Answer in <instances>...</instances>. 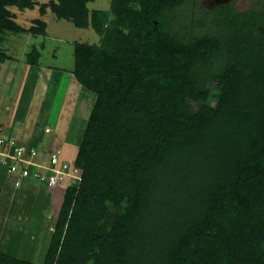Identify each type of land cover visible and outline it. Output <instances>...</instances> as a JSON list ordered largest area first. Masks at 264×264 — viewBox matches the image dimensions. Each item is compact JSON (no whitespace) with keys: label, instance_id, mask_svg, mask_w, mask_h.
Listing matches in <instances>:
<instances>
[{"label":"trees","instance_id":"16d2710c","mask_svg":"<svg viewBox=\"0 0 264 264\" xmlns=\"http://www.w3.org/2000/svg\"><path fill=\"white\" fill-rule=\"evenodd\" d=\"M201 2L155 0L143 29L110 37L138 57L136 84L97 93L44 262L0 264H264V0ZM35 5L0 0V58L9 33L46 34L10 9ZM39 7L92 22L77 3Z\"/></svg>","mask_w":264,"mask_h":264},{"label":"rangeland","instance_id":"374dc122","mask_svg":"<svg viewBox=\"0 0 264 264\" xmlns=\"http://www.w3.org/2000/svg\"><path fill=\"white\" fill-rule=\"evenodd\" d=\"M35 1L37 5L33 8L11 6L15 20L25 28H30L35 19L43 18L47 23L46 33L61 34L64 41L58 42L53 38L52 42H49V38L45 41L42 36L32 33L8 34L3 43L6 57L0 58V118L3 115L6 116L7 112L14 113L15 108L20 107L22 103L25 108L29 106L33 100L28 99L35 98L36 103L40 96L46 101V98H50V94H55L57 87L54 86H56V81L60 82L63 70L61 72L62 68L56 64L53 55L56 54L55 48L49 51L47 44L53 43L62 50H67L69 46L62 42H67L71 35V43L75 47V62L78 59L79 63L75 64L71 75L79 82L81 89H78L81 92L74 90V94L71 95L72 97L68 96V100L57 96V102L52 109V117L46 124L48 127H53V130L51 131L50 128V132L46 133L44 139L49 142V139H54L57 134L55 132L70 131L62 139L66 143L71 140L72 145L77 146L92 112L97 93L118 86L128 87L136 84L138 57L125 55L121 45L115 47L112 45L110 37H115L120 44L128 35L130 36V31L133 29H143L154 12L155 0H73V3L71 0H54L68 5L77 3L88 8L92 21L89 29L87 28L88 31L77 28L70 20L58 18L50 9L42 15L39 3L52 0ZM227 1H233L239 10L246 11L251 8L255 0H202L201 4L204 7L213 8ZM60 23L62 24L58 25ZM114 26L122 28L123 33L115 35ZM44 53L49 56L45 57ZM42 67L44 69H41ZM53 68L56 69L54 73L49 71ZM47 88L50 89L48 94L46 93ZM26 90L31 93L27 100L22 97ZM219 95L220 91L212 93L210 102L216 103ZM79 101L81 105L77 107ZM5 119L8 121V118ZM33 138H36V135ZM63 155L68 159L65 153ZM6 180L9 181V188L19 190L15 189L12 178L9 177ZM63 191L64 185H59L54 190L52 188L48 190V193L54 194L55 196L52 195V197L58 198L61 203ZM18 200L10 201L13 206L6 207L5 211L3 206L6 205L0 206V250L5 252L9 250L8 254H14L13 256L24 260L43 263L53 228L61 211L60 204L57 201L54 202V211L50 212L45 205L47 204L45 199L42 201L44 206L41 207L40 212H23L24 210L19 212V205L22 201ZM15 206L16 209L13 208ZM56 264L92 263L82 258L61 254Z\"/></svg>","mask_w":264,"mask_h":264},{"label":"crops","instance_id":"0c3cea01","mask_svg":"<svg viewBox=\"0 0 264 264\" xmlns=\"http://www.w3.org/2000/svg\"><path fill=\"white\" fill-rule=\"evenodd\" d=\"M62 23L58 24L61 25ZM57 26V25H56ZM90 27V26H89ZM88 27V29H89ZM78 28V27H77ZM83 30L88 31L87 28H82ZM53 32V31H52ZM42 38L46 41L49 38V42H52V39L54 38L56 41H64L61 37V34L55 35L54 33H46L45 35H40ZM66 43L68 47L67 50H62L61 47L52 44H47V49L49 51L52 50V48H55L56 54H53L52 56L56 59V64H59V67L62 68L61 72L63 70V76H61L60 82L58 83L56 81V86L57 91L55 94L51 95L50 98L45 101V98L43 97H38L37 98V107L35 103V98L34 99H28L29 101L33 100L31 104L25 108L23 107V103L20 107L15 108V112H7V115H3L2 121L3 123L7 124L18 134V136L21 138L22 141L27 142L29 144L37 145L40 143L43 145V152L42 155L46 156L48 155V152H51L53 150H58L60 149L63 153H65L71 162L75 163L76 156L79 151V147L82 141V138L80 139L79 145H72L71 140L69 142H65V140L62 139V137L67 136L70 131H67V133H64L63 131H57L55 133L54 139L48 140L44 139L46 134H44V129L48 127L46 124H48L50 118L52 117V109H54V105L57 102V96H62L63 98L65 97L66 100H68V96H71L74 90H77L79 92V89H81L78 85V81L74 76L71 75V72L75 69V47L72 46L71 43V35L69 36V39L67 42H62ZM74 43V42H73ZM57 48V49H56ZM45 57H48V54H43ZM63 65V66H62ZM64 67V68H63ZM41 69H44L43 67ZM52 73L56 72V69L53 68V70H49ZM56 77V74H55ZM67 79V80H66ZM79 88V89H78ZM50 89H46V93H49ZM81 92V91H80ZM79 92V93H80ZM76 93V94H79ZM30 92L24 91L23 96L25 100L30 96ZM72 97V96H71ZM70 97V98H71ZM59 99H61L59 97ZM46 102V103H45ZM65 102V101H63ZM33 104V105H32ZM81 105L80 101L77 107ZM73 114V113H72ZM77 114V113H76ZM75 114V115H76ZM0 118V119H1ZM9 121H5L6 119ZM56 120V119H55ZM41 123V124H40ZM87 124V123H86ZM86 127V125H85ZM51 128V127H49ZM53 128V127H52ZM51 128V131L53 130ZM64 133V135H63ZM34 135H36V138H33ZM83 137V135H82ZM61 140V141H60ZM47 141V142H46ZM68 141V140H67ZM65 142V143H64ZM79 146V147H78ZM66 148V149H65ZM70 149V150H69ZM72 149V151H71ZM75 149V150H74ZM70 151V152H69ZM75 151V154H74ZM77 151V152H76ZM72 153V154H71ZM74 154V155H73ZM8 177L4 176L0 178V206L1 205H6L5 208L9 206H13V204L10 201H14L19 199L18 201L20 202L19 208L20 211L24 210L23 212H40L41 207L44 206L42 205V201L45 199L47 200V209L50 212L54 211V202H58L60 204V208H62L63 203H64V197L66 193V186L64 185V191H63V197L61 198L62 201L61 203L59 202V199H55L52 197V193H48V190H51V188L47 187L44 184L37 183V182H26L24 186L18 188L19 190H12L11 188L8 187L9 181L6 180ZM63 186V185H62ZM57 187V186H56ZM55 188V187H54ZM52 187V189L54 190ZM17 189V188H15ZM58 191V190H56ZM58 195V192H56ZM55 196V195H54ZM16 198V199H15ZM55 199V200H54ZM2 203V204H1ZM13 208H17L16 206ZM7 209V208H6ZM3 210V209H2ZM2 252H5L3 250H0ZM8 253L9 250L7 251ZM6 252V253H7ZM12 254V253H11ZM14 255V254H12Z\"/></svg>","mask_w":264,"mask_h":264},{"label":"built area","instance_id":"2783aa9c","mask_svg":"<svg viewBox=\"0 0 264 264\" xmlns=\"http://www.w3.org/2000/svg\"><path fill=\"white\" fill-rule=\"evenodd\" d=\"M46 127L44 134L49 133ZM42 141L37 145L21 140L9 125L0 122V178H12L14 187L27 182H37L49 188L59 185L79 186L80 168L64 157L63 152L53 150L42 155Z\"/></svg>","mask_w":264,"mask_h":264}]
</instances>
